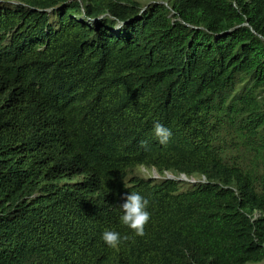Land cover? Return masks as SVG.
Instances as JSON below:
<instances>
[{
    "label": "trees",
    "instance_id": "16d2710c",
    "mask_svg": "<svg viewBox=\"0 0 264 264\" xmlns=\"http://www.w3.org/2000/svg\"><path fill=\"white\" fill-rule=\"evenodd\" d=\"M158 1H0V264L264 261V0Z\"/></svg>",
    "mask_w": 264,
    "mask_h": 264
},
{
    "label": "clouds",
    "instance_id": "9594fccd",
    "mask_svg": "<svg viewBox=\"0 0 264 264\" xmlns=\"http://www.w3.org/2000/svg\"><path fill=\"white\" fill-rule=\"evenodd\" d=\"M139 1L144 2L143 0ZM151 2H154V0L150 1V3ZM158 2H163V0H159ZM145 8L146 7H144L141 12L144 11ZM126 22L127 20L119 21L118 25L114 28V31L115 29H117L115 32H117L118 29H124V27L126 26ZM153 130L155 137L161 145H166L167 143H169L168 141L172 133L171 130L165 126L164 122H155ZM142 168H144L145 171H143ZM139 169L140 170H138L137 172L139 173V175L145 178H152L157 180L169 179L175 181H183L188 183L189 185L206 182V177L204 175H202L201 177H196L194 175L188 174L184 170L173 171L172 169L165 168L163 172H160L154 165L151 167H147L146 165H140ZM122 199L123 203L119 204L118 206L122 212V215L120 216L121 223L130 228L136 236H145L146 225L151 219V213L147 210L149 200L136 191L126 193ZM101 238L105 242V244H107L110 248L113 249H118L122 240L127 241L129 239H132V237H129L127 235L121 237V234L118 231L109 229L104 230ZM261 264H264V262H261Z\"/></svg>",
    "mask_w": 264,
    "mask_h": 264
},
{
    "label": "rangeland",
    "instance_id": "374dc122",
    "mask_svg": "<svg viewBox=\"0 0 264 264\" xmlns=\"http://www.w3.org/2000/svg\"><path fill=\"white\" fill-rule=\"evenodd\" d=\"M144 2H142V3H145V2H150V1H152V0H143ZM117 29H115V31H116ZM142 170L143 171H145V169L144 168H142ZM264 262V261H263ZM259 264H261V263H259Z\"/></svg>",
    "mask_w": 264,
    "mask_h": 264
}]
</instances>
